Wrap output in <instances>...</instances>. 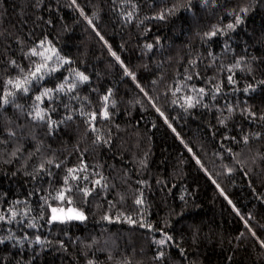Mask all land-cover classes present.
Here are the masks:
<instances>
[{
	"label": "trees",
	"instance_id": "obj_1",
	"mask_svg": "<svg viewBox=\"0 0 264 264\" xmlns=\"http://www.w3.org/2000/svg\"><path fill=\"white\" fill-rule=\"evenodd\" d=\"M0 264H264V0H0Z\"/></svg>",
	"mask_w": 264,
	"mask_h": 264
},
{
	"label": "snow or ice",
	"instance_id": "obj_2",
	"mask_svg": "<svg viewBox=\"0 0 264 264\" xmlns=\"http://www.w3.org/2000/svg\"><path fill=\"white\" fill-rule=\"evenodd\" d=\"M242 11H245L246 12L247 10L246 9H242ZM240 22L241 21H240L239 17H237L236 23H240ZM89 23H91V21H89ZM228 27L229 28H233V25L230 24V25H228ZM212 35H215V32H213ZM36 54L37 53L35 52V50H33V55H36ZM40 55L43 56V53H40ZM45 59H48V57H45ZM42 67H44V65H38L37 68H36V72H40V70H41ZM32 75L35 76L36 73H32ZM77 76L80 78V80H87L88 79V77L87 76H84L82 73H77ZM8 83L9 84H12L13 82L12 81H9ZM14 86L16 88H21V83L18 81V82H16V84ZM60 87L62 89L63 88V85H61ZM23 90L24 91H27L26 88H24ZM47 91H51V90H46V93H47ZM200 91L202 92L203 89H201ZM39 99H41V97H37V100H39ZM105 100H107V97H105ZM5 103H7V99H5ZM189 106H191V104H189ZM36 115H37V117L39 119H41V120L44 119V117L39 112H37ZM104 116L107 117V112L104 113ZM69 171L71 172L72 170H69ZM97 183H99V181H97ZM60 199H64L63 193L60 194ZM137 203H140V201H137ZM53 212L55 213L56 212V209H53ZM56 218L57 217L53 216V219H56ZM69 218L70 219H83V216H82V214L77 213L75 216L69 217ZM161 243H163V241H161Z\"/></svg>",
	"mask_w": 264,
	"mask_h": 264
},
{
	"label": "rangeland",
	"instance_id": "obj_3",
	"mask_svg": "<svg viewBox=\"0 0 264 264\" xmlns=\"http://www.w3.org/2000/svg\"><path fill=\"white\" fill-rule=\"evenodd\" d=\"M53 209H56V212H53ZM52 209V219L53 216L57 217L54 220H59V221H63V220H68L70 219L69 217H73L75 216L77 213L82 214L83 219L86 217L84 211L75 208L73 206L70 207H56ZM78 220H82V219H78Z\"/></svg>",
	"mask_w": 264,
	"mask_h": 264
}]
</instances>
